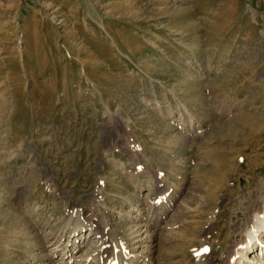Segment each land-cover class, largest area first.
<instances>
[{"label":"rangeland","instance_id":"obj_1","mask_svg":"<svg viewBox=\"0 0 264 264\" xmlns=\"http://www.w3.org/2000/svg\"><path fill=\"white\" fill-rule=\"evenodd\" d=\"M263 201L264 0H0V264L77 223L105 264H224Z\"/></svg>","mask_w":264,"mask_h":264},{"label":"bare ground","instance_id":"obj_2","mask_svg":"<svg viewBox=\"0 0 264 264\" xmlns=\"http://www.w3.org/2000/svg\"><path fill=\"white\" fill-rule=\"evenodd\" d=\"M260 204L255 205L249 202L248 206L243 210L244 218L238 226L232 228L231 238L238 236H242V238L226 252L224 264H264V201ZM133 219L135 218L132 217ZM94 229L95 227L91 224L81 225L77 223L71 233L73 239L71 242L68 241L64 247L59 244L62 238L58 239L57 236L50 238L49 244L58 243L51 253L54 256L59 255L61 257L59 264H105L102 259L105 257L107 249L105 246L107 233L105 230L102 233ZM85 231L93 233L98 238V240L93 241V245L96 247L94 253L91 256L86 254L73 256L77 247L85 243L83 241L85 239L83 234ZM140 256L132 255L125 243L117 242L115 253L106 264H145ZM199 260L202 264H209L208 253L206 251L201 252Z\"/></svg>","mask_w":264,"mask_h":264}]
</instances>
